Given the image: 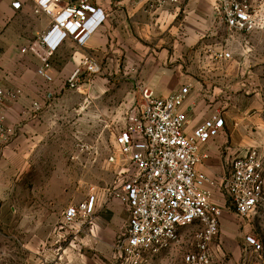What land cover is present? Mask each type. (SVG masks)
<instances>
[{
	"label": "rangeland",
	"instance_id": "374dc122",
	"mask_svg": "<svg viewBox=\"0 0 264 264\" xmlns=\"http://www.w3.org/2000/svg\"><path fill=\"white\" fill-rule=\"evenodd\" d=\"M250 3L264 25V0ZM177 5L170 21L176 28V50L190 52L186 64L199 65L196 69L207 73L208 81L218 78L210 87L219 100L218 113L228 114L232 122L243 121L244 135L261 144L264 27L250 33L230 30L216 13L214 0H186ZM221 52H229L230 58H220ZM25 56L19 54L9 66L25 67L33 71L31 75L13 71L0 78L4 89H21L20 98L6 105L19 104L25 112L9 122L4 119L20 135L22 150L13 148L9 169L0 171V264H129L114 250L125 230V207L115 198L101 200L103 188L117 176L107 157L115 148L132 99L129 84L119 78L107 84L102 73L91 85L49 90L52 77L50 82L42 80L37 75L39 60ZM216 70L214 78L211 74ZM33 102L40 105L34 112L30 111ZM0 105L6 108L3 101ZM90 193L100 198L92 223L88 218L66 223L64 209ZM113 200L120 202L122 212L108 222L100 220L99 212ZM213 201L222 213L218 235L210 244V264H264V193L255 209L243 217L228 206L224 192H215ZM195 230V226L182 228L178 241L146 255L138 264H186V254L195 249ZM249 237L259 241L258 250L247 243Z\"/></svg>",
	"mask_w": 264,
	"mask_h": 264
},
{
	"label": "built area",
	"instance_id": "2783aa9c",
	"mask_svg": "<svg viewBox=\"0 0 264 264\" xmlns=\"http://www.w3.org/2000/svg\"><path fill=\"white\" fill-rule=\"evenodd\" d=\"M90 0H37V9L51 17L48 29L21 48L35 55L40 64L37 74L45 81L49 57L67 36L84 45L91 32L103 21L100 9ZM186 0H157L158 5H177ZM216 13L233 31L250 33L264 25L250 0H214ZM63 2V5L60 3ZM15 8L18 2L12 3ZM222 59L230 58L221 52ZM102 71L94 55H84L65 78L67 89L91 85ZM135 92L124 111V125L115 137V148L107 157L114 165L116 180L103 188V203L118 199L125 207L127 220L124 232L114 245L115 253L129 264L140 263L146 255L158 253L178 241L180 230L195 226V249L185 256L186 264H210V244L219 232L221 206L213 201L218 187L228 198V206L240 217L258 205L264 193V151L250 147L243 155L228 161L226 173L219 180L197 169L207 157L202 145L223 129V117L217 113L197 124L189 135L185 132L187 116L181 106L188 96L185 85L167 96H157L142 82L135 83ZM21 89L6 90L0 85V101L16 102ZM40 108L33 102L30 111ZM0 114V141L11 127ZM219 183H218V182ZM97 197L90 193L82 201L68 205L62 212L65 222L84 218L92 223ZM255 250L257 239L247 242Z\"/></svg>",
	"mask_w": 264,
	"mask_h": 264
},
{
	"label": "crops",
	"instance_id": "0c3cea01",
	"mask_svg": "<svg viewBox=\"0 0 264 264\" xmlns=\"http://www.w3.org/2000/svg\"><path fill=\"white\" fill-rule=\"evenodd\" d=\"M14 2L19 3L18 8L12 6ZM89 3L102 11L104 19L91 32L84 45H79L75 39L67 36L53 51L49 57L48 73L52 77V82L48 83L49 90L67 89L65 78L80 58L94 55L103 65L100 73H103V82L108 84L118 78L124 79L129 84L131 97L136 94V82L149 86L157 96H167L188 85V96L181 110L187 116L185 132L189 135L197 124L218 113L219 100L210 92V87L216 84L218 78L208 81L207 73L196 69L199 65H187L189 62L186 64L185 60L191 59L190 52L176 50V28L170 21L177 10L173 8L178 5H158L157 0H90ZM61 5L63 2L59 7ZM36 9L37 0H0V78L5 73L13 74V71L17 74L22 72L24 75L33 73L25 67L12 69L9 63L19 58V54L37 58L30 52L21 51L22 47L34 41L50 25V15ZM188 41L190 43L191 39ZM218 73L216 70L211 76L215 78ZM3 81L5 82V78ZM3 103L6 108L3 109L0 105V114L4 115L6 121L19 116V104L6 105L10 103L8 101ZM227 115H221L224 126L220 133L202 145L208 157L197 166L199 171L217 180L225 174L228 161L234 155H243L254 144L264 151V140H260V144L244 135L247 128L242 126L243 121L237 118L232 122ZM19 143L21 144L20 135L12 129L0 141L1 172L9 169L13 148L16 147L19 152L22 150ZM215 192H220V189L216 187L213 196ZM98 200L100 198L97 197V202ZM105 208L106 211L99 212L100 220L104 222L122 212V205L118 200H113Z\"/></svg>",
	"mask_w": 264,
	"mask_h": 264
}]
</instances>
